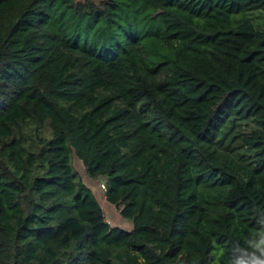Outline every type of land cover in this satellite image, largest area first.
Masks as SVG:
<instances>
[{"label":"trees","instance_id":"trees-1","mask_svg":"<svg viewBox=\"0 0 264 264\" xmlns=\"http://www.w3.org/2000/svg\"><path fill=\"white\" fill-rule=\"evenodd\" d=\"M254 209L264 0H0V264H227Z\"/></svg>","mask_w":264,"mask_h":264},{"label":"clouds","instance_id":"clouds-1","mask_svg":"<svg viewBox=\"0 0 264 264\" xmlns=\"http://www.w3.org/2000/svg\"><path fill=\"white\" fill-rule=\"evenodd\" d=\"M255 215H264V209H254ZM257 223L253 221L254 226L246 234L240 239L234 238L227 246V264H264V227H258Z\"/></svg>","mask_w":264,"mask_h":264},{"label":"rangeland","instance_id":"rangeland-1","mask_svg":"<svg viewBox=\"0 0 264 264\" xmlns=\"http://www.w3.org/2000/svg\"><path fill=\"white\" fill-rule=\"evenodd\" d=\"M255 17L257 16L253 17L254 20H256ZM252 124L253 123L250 122L249 126H251ZM241 127L243 129L246 128V123L242 122ZM73 159L74 165L77 171L80 173L83 181L88 187H90V189L93 191L94 195L98 199L99 203L102 205L104 214L108 222H110L112 225H121L123 227L129 228L131 226L130 222H128V220L123 219L120 216L119 212L116 210V208L113 205L108 204V202L106 201L103 182L100 179H92L88 177L85 174L84 167L81 161L75 156L73 157Z\"/></svg>","mask_w":264,"mask_h":264}]
</instances>
